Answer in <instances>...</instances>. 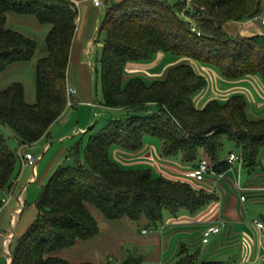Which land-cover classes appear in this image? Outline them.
Masks as SVG:
<instances>
[{
	"label": "trees",
	"instance_id": "trees-1",
	"mask_svg": "<svg viewBox=\"0 0 264 264\" xmlns=\"http://www.w3.org/2000/svg\"><path fill=\"white\" fill-rule=\"evenodd\" d=\"M106 1L99 29L105 33L100 101L106 107L127 110L91 133L84 150L81 140L70 148L68 160L74 164L57 168L44 185L37 200L38 215L19 237L12 264H93L57 255L99 234L91 207L109 220L126 217L155 227L164 220L166 210L194 212L215 199L216 191L187 180L155 175L148 167H122L111 157L114 146L139 152L144 137L153 135L161 141L163 156L180 155L192 166L198 158L207 157L222 172L230 167L220 158L228 139L237 143L245 166L259 164L264 116H249L244 94L211 99L199 108L195 97L208 80L191 62L171 66L164 77L149 82L140 75L125 78V69L128 63L148 61L163 52L212 65L227 79L256 75L264 83V34L234 36L225 28L229 21L256 16L260 0ZM10 13L35 16L50 29L46 54L36 63L35 101L25 98L21 82L0 86V190L13 185L20 164L18 146H10L2 127H10L20 143L32 144L68 105L67 72L79 15L72 0H0V75L14 63L31 60L38 47L34 38L7 27ZM198 256V250L182 244L174 264H198ZM143 262V256L131 250L121 260V264ZM105 264L115 263L107 259ZM200 264L225 263L209 259Z\"/></svg>",
	"mask_w": 264,
	"mask_h": 264
},
{
	"label": "crops",
	"instance_id": "crops-1",
	"mask_svg": "<svg viewBox=\"0 0 264 264\" xmlns=\"http://www.w3.org/2000/svg\"><path fill=\"white\" fill-rule=\"evenodd\" d=\"M80 2L67 72V84L78 91L74 96L75 104L67 106L48 132L29 145L28 150L36 156V167L23 165L20 160L14 184L8 190H0V264H12V252L19 237L27 231L38 215L39 195L55 170L67 163L70 148L80 140L83 147L84 138L92 132L88 130L95 126L97 118L110 120L122 113L117 109L111 111L98 98V70L94 59L95 47L104 46V41L98 45L97 42L103 20L101 15L104 16L105 10L102 6H95L91 0ZM225 28L234 36L264 34V26L254 19L229 22L225 24ZM163 57L167 56L160 52L151 60L128 63L125 78L135 74H144L149 80L157 76L164 77L172 65L157 70V64ZM203 65L205 64L200 66V73L206 77L208 71L212 79L207 78V87L195 97L197 107H203L211 99L225 100L233 94L230 92L238 90L237 93L244 94L248 100L249 116H264V83L258 76L225 80L220 72ZM113 148L115 153L121 149ZM153 148L158 153V149L155 146ZM151 150L148 147L145 151L148 157H152ZM227 157L220 156L223 160H227ZM143 162L148 163V160ZM166 163L168 164L165 166H160L159 163L155 166L160 175L167 177L179 175L178 177L185 178L184 172L192 166L177 165L171 161ZM147 167L150 168V164ZM232 169L220 181L215 199L194 212L182 208L177 214H173L166 210L164 220L155 227L147 226L145 220L136 222L126 217L109 220L92 207L91 211L100 225L99 234L61 249L57 255L74 263L90 261L93 264H105L107 259H111L117 261L115 264H121L124 252L131 250L143 256V264H174L179 247L186 244L191 251H199L198 264L209 259L221 260L225 264H264V236L253 224L254 220L264 217V148L260 152L256 167L234 164ZM207 178L201 184L215 192L214 177L207 175ZM236 179L240 180L241 190L237 188ZM242 194L246 195L245 200L241 199ZM5 196L9 200L1 205ZM220 217L227 219V225L220 233L213 234L208 242H203L204 228L216 223ZM144 228L148 232L144 233Z\"/></svg>",
	"mask_w": 264,
	"mask_h": 264
},
{
	"label": "rangeland",
	"instance_id": "rangeland-1",
	"mask_svg": "<svg viewBox=\"0 0 264 264\" xmlns=\"http://www.w3.org/2000/svg\"><path fill=\"white\" fill-rule=\"evenodd\" d=\"M102 1H103L102 8H103V10H106V8L108 6L107 5L108 3H107L106 0H102ZM176 1L177 0H170V2H172V3L176 2ZM188 1H189V3H192L193 0H188ZM259 2H260V4H259V9H260L259 13L256 16H254L252 18H249V19L257 20V21L260 22V24L262 26H264L261 23L260 19H259V16H261L264 13V0H260ZM76 8H78V11L80 13L79 6L78 7L76 6ZM256 17H258V18H256ZM101 18H104L103 15H101ZM78 19H79V15H78V17L76 19V25H77ZM249 19H246V20H249ZM233 21L235 22L236 20H232V21H229V22H233ZM237 21H245V20H237ZM229 22H227V23H229ZM6 25L9 28L15 29L17 31H20V32L24 33L25 35H28V36L34 38L37 41L38 47H37V51L35 53V56L31 60L14 63L11 66H9L8 69L5 70L0 75V85L7 87L8 85H10L13 82H21V83H23V85L25 87V98L29 102L32 103L36 99V85H35L36 63H37V60L40 57H42V56H44L46 54L45 37H46V34L48 33V31L50 29V25L41 24L36 19L35 16L19 15V14H14V13L8 14V19H7V24ZM104 38H105V33L104 32H100L99 41L97 42V45L99 43H102L104 41ZM102 52H103V48L102 47H100V46H96L95 47L96 56H95L94 61L96 63L97 70H98V74H97L98 85H97V88H98V94H99L98 98L100 100L102 99V95H103L102 85H101L102 66H101V63H100V58L102 56ZM163 54L165 56H167V57H163L162 60L157 64V70L158 69L161 70L163 67L168 68V67H170L169 65L174 66L176 64H180V63H182L185 60L186 62H191V63L193 62L192 64L194 65L196 70L200 73L201 72L200 66L202 64H205V63H201L199 61L191 60L190 58L185 57V56L172 55V54H167V53H163ZM203 66H206L208 68H211L212 70H215L216 72H219V70L216 67L212 66V65L209 66V65L205 64ZM206 71H207V69H206ZM125 73H126V70H125ZM135 75L143 76L148 82L150 81L148 77L144 76V74L143 75L142 74H135ZM135 75H130V76L127 77V79L129 77H132V76H135ZM205 75H206V78L212 79V75H210L208 71L206 72ZM159 77H161V76H157V78H159ZM157 78H154V79H157ZM225 80H226V78H225ZM210 81H212V80H210ZM67 90H68V86H67ZM237 91L238 90H234V91H232L230 93L235 94V93H237ZM68 100H69V96H68ZM74 104H75V102H74ZM67 106H69V105H67ZM70 106H72V105H70ZM108 108L110 109V107H108ZM114 109H117L118 112H120V111L124 112V111L127 110L126 108H123V107H117V108L116 107L115 108L111 107L110 110L112 111ZM97 116H98V114H97ZM106 119L97 118L95 120L96 121L95 124H94L95 126L91 130L92 131L91 133L93 134V133L97 132L105 124H107L109 120H106ZM2 128H3L6 136L9 138L8 142H9L10 146L13 147V148H16L20 144V141L18 139L17 134L10 127H2ZM90 134H86L87 136H85V138H84L85 142L83 144L82 150H84L86 148L87 141H88V138H89ZM145 140H146V142H145L146 146L144 145L145 147H143V149L140 150L139 152H130V151H127V150L121 148L120 150H118L115 153L114 148L112 147L111 148V157L116 162H118L122 167L127 168V169H131V168H147V165L150 164V168L153 170L155 175H160L159 172L156 170V166L158 165V163H159V165L161 164L162 166H165V165L168 164L166 162H170L171 161L173 163H176L177 165H186V163L182 161L180 155H176V156H172V157L163 156L162 153H161V141L156 136L146 135L145 136ZM24 144H27V146L29 148L30 144H28V143H24ZM153 145L155 146L156 149H158V153L154 152V148H153L154 146ZM114 147L117 148L118 146H114ZM148 147H150L152 149L151 150L152 151V157H148L145 154V151L148 149ZM118 148H120V147H118ZM231 149H235L236 151H239L237 143L234 140H228V139L224 140V145H223V147L220 150V156L221 157L228 156L229 151ZM143 160H148V163L147 162H143ZM159 160H161L162 162L159 161ZM67 162L70 163V164H72V163L74 164V161H72L70 159ZM228 164L230 165V167L228 169H224L219 174L220 176L218 174L213 176L214 177L213 178V180H214L213 189L216 190V192H217V190L219 188L220 181L224 178L226 173L229 170L233 171L232 168H233L234 164H230V163H228ZM235 164H237V163H235ZM243 165H244V163L242 162L241 166H243ZM208 175L210 176V174H208ZM178 176H173L171 178H176V179L179 178V179L187 180V181L191 182L194 186H196L198 188L199 187L205 188L201 183H205L208 180V178H205L202 181H199V180H196V179H190L189 180V179H187L186 176H185V178H183V177L180 178ZM165 177H167V176H165ZM215 177H218V178L216 179ZM216 180H217V182H216ZM11 187L12 186H10L9 188H11ZM9 188H6V189L8 190ZM208 190H210V189H208ZM93 210L96 211L97 209L93 208ZM97 212H98V210H97ZM199 260L200 259H198V261ZM113 262L117 263L116 260H113ZM95 264H98V263H95Z\"/></svg>",
	"mask_w": 264,
	"mask_h": 264
},
{
	"label": "built area",
	"instance_id": "built-area-1",
	"mask_svg": "<svg viewBox=\"0 0 264 264\" xmlns=\"http://www.w3.org/2000/svg\"><path fill=\"white\" fill-rule=\"evenodd\" d=\"M75 6H79L80 4V0H72ZM93 2V4L95 6H102L103 5V1L102 0H91ZM258 18V17H256ZM259 19L261 21V23L264 25V13L259 16ZM196 30V28H194ZM200 34V32H199ZM68 96H69V100H68V105H73L74 104V96L77 95L78 91L75 87L68 85ZM17 153L19 155V158L22 162L23 165L27 164V165H33L34 167H36V156L28 150V146L27 144L24 143H20L17 147ZM227 162L230 164H239V166H241L242 162H243V156L241 154L240 151H231L228 154L227 157ZM221 172H218L215 170L214 168V164L211 162V160L207 157H201L197 164L194 166H191L189 168L186 169L184 175L187 177V179H196L199 181L204 180L205 178H207V175L210 174L212 176L215 175H219ZM220 176V175H219ZM218 176V177H219ZM218 177H215L216 179ZM217 182V180H216ZM237 188L238 189H242L240 186V180L237 179ZM241 199L245 200L246 199V195L242 194L241 195ZM9 200L8 196H5L2 199L1 205L6 203ZM253 224L257 227V229L260 231V233L264 236V220L263 219H256L253 221ZM227 225V219L220 217L219 220L216 223H212L207 225L202 233V240L203 242H208L210 240V237L213 234H217L220 233L222 228H224ZM143 232L146 233L148 232L147 228L143 229Z\"/></svg>",
	"mask_w": 264,
	"mask_h": 264
}]
</instances>
